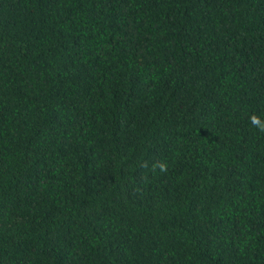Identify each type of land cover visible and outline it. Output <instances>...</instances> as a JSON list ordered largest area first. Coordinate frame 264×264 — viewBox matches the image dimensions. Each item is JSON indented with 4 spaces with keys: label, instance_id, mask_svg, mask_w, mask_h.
<instances>
[{
    "label": "trees",
    "instance_id": "1",
    "mask_svg": "<svg viewBox=\"0 0 264 264\" xmlns=\"http://www.w3.org/2000/svg\"><path fill=\"white\" fill-rule=\"evenodd\" d=\"M262 129L264 0H0V264H264Z\"/></svg>",
    "mask_w": 264,
    "mask_h": 264
},
{
    "label": "clouds",
    "instance_id": "2",
    "mask_svg": "<svg viewBox=\"0 0 264 264\" xmlns=\"http://www.w3.org/2000/svg\"><path fill=\"white\" fill-rule=\"evenodd\" d=\"M262 130H264V129H262ZM161 170L164 171V170H166V169L162 167Z\"/></svg>",
    "mask_w": 264,
    "mask_h": 264
}]
</instances>
